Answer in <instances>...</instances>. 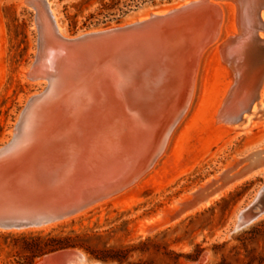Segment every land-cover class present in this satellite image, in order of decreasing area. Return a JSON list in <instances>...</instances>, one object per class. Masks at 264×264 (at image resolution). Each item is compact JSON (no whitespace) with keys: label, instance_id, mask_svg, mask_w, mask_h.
Here are the masks:
<instances>
[{"label":"bare ground","instance_id":"6f19581e","mask_svg":"<svg viewBox=\"0 0 264 264\" xmlns=\"http://www.w3.org/2000/svg\"><path fill=\"white\" fill-rule=\"evenodd\" d=\"M45 1L48 10L41 3L36 9L40 36L36 59L24 69L29 80L46 88L28 97L12 129L11 141L0 151V203L6 198L30 195L39 187L40 181L29 173L35 163L43 169L54 166L67 181L68 191L76 197L114 186H123L120 191H124L135 184L162 155L173 129L188 108L200 54L217 39L223 4L230 5L233 14L231 29L221 41L237 33L236 0H178L160 9H147L123 22L118 26L119 31L106 33L130 31L127 34L107 39L96 36L87 42L70 44L66 43L70 37L49 0ZM239 1L254 6L256 16L249 15L248 10L245 15L258 26L255 33L264 42V0ZM178 7L186 8L171 12ZM210 9L214 14L210 15ZM169 11L173 14H164ZM219 44L215 54L228 79L213 117L221 126L247 135L252 129L250 115H257L259 107H264V79L260 86L256 68L249 72L245 67L248 58L240 46L222 51ZM259 60L264 65V59ZM165 61L173 63V70L162 76L163 72L157 68ZM236 77L244 81L243 88L238 94L233 92L229 108H225ZM97 120L104 127L99 132L104 141L95 156L88 159L87 135ZM262 149L254 148L244 154L250 159L244 165L248 173L186 214L215 203L245 180L264 176ZM238 161L239 158L226 167ZM18 164L14 172L12 167ZM12 171L14 175L5 179ZM17 184L21 186L15 189ZM8 185L14 187L8 189ZM117 194L100 203L116 199ZM189 197L184 195L180 200ZM243 221L238 217V223ZM55 223L31 225L27 229H45Z\"/></svg>","mask_w":264,"mask_h":264},{"label":"rangeland","instance_id":"374dc122","mask_svg":"<svg viewBox=\"0 0 264 264\" xmlns=\"http://www.w3.org/2000/svg\"><path fill=\"white\" fill-rule=\"evenodd\" d=\"M110 1L49 0L70 35L121 24L147 9H160L178 0H113L118 1L113 5ZM223 6L217 39L200 54L188 108L152 168L118 192L116 199L98 202L45 229H1L0 264H264V214L236 227L239 211L255 198L264 176L239 183L193 214L173 217L181 197L250 150L264 148V107L250 115L252 129L247 135L221 126L213 117L228 79L215 54L232 25L230 5ZM33 22L34 11L21 0H0V147L11 139L28 97L43 88L29 80L24 69L35 54ZM259 66L255 57L245 65L249 72ZM101 129L104 127L97 120L87 135L88 159L104 141ZM14 186L7 188L21 185ZM37 236L67 238L75 246L30 258L29 240ZM102 249L122 250L124 260L103 262L90 252Z\"/></svg>","mask_w":264,"mask_h":264},{"label":"water","instance_id":"95a60500","mask_svg":"<svg viewBox=\"0 0 264 264\" xmlns=\"http://www.w3.org/2000/svg\"><path fill=\"white\" fill-rule=\"evenodd\" d=\"M21 1L23 4L34 11L33 23L37 33V38L35 44V54L33 56V61L30 63L31 66L36 59V55L40 45L39 30L36 23V9L37 5H39L40 3L46 7V1ZM235 4L237 33L233 36L227 37L225 41L220 40L219 46L222 51L227 50L232 46H240L246 58L250 59L251 57H255L256 62L260 65L259 68L255 69V73L258 75L257 83H259L261 86L264 79V65H261L259 58L264 59V42H260L261 40L258 39L255 33V29L258 26L255 24V22H251V19L249 17L247 18L245 15V13L248 12L249 15L256 16V12H253L254 6L252 4L250 5L252 9L250 8V6H246L245 3L239 0H236ZM186 7H178L174 10H171V12L174 13L175 11H182L183 8ZM246 10L248 11L246 12ZM209 12L210 15L214 14V10L212 11V9H210ZM173 13H170L169 11L164 14L171 15ZM199 14L200 13H197V15ZM120 25H122V23L105 28H96L82 31L71 35L68 34L70 38L67 39L66 43L80 44L82 42H87V40H91L96 36H99L97 39L102 37L103 39H107L113 36H122L130 32H116V34L114 35L106 34L112 31H119L121 28H119L118 26ZM182 26L180 27L182 28ZM122 27H128V25H124ZM97 29L103 30L97 31ZM172 65L173 63L170 64L168 63V61H165L159 68H157V70L160 69V71L163 72V76L164 72L165 74H168L171 70H173ZM243 82L241 81V78H235L224 103L225 108H227L230 104L233 92H237L238 94V91L243 88ZM43 87L45 86L43 85ZM45 88H43L40 93L43 92ZM11 139L6 144L0 147V151H2L3 148H5L9 144ZM260 151L261 155H264V148ZM249 160V155L240 157L239 161L236 162L233 166L222 169L217 173L216 177H211L208 181H205L202 186L196 187L190 192V197L188 199L183 200L177 204L178 208L173 213V217H179L190 212L201 203L216 195L231 181L248 173L249 169L247 166L244 167V165L247 164ZM41 167L42 166L39 165V163H35L31 166L29 171V173L32 174L33 178H35L37 181H40V183H38L39 187L34 188L32 192L33 194H26L21 196L20 198H6L3 203H0V229H19L20 227L27 228L31 225H46L54 223L56 221H60L67 217H70L78 212H81L98 202L103 201L110 195L119 192L123 188V186H114L108 190L99 189L95 190L91 194L76 197L68 191L69 187L67 181H64L61 173L59 174L54 166H48L46 167V169H43ZM6 169H9V167H7ZM17 169L18 168L14 170ZM262 214H264V185L258 191L255 198L246 207L239 211L238 217H242L244 221L238 223L237 219L236 227H244L253 222Z\"/></svg>","mask_w":264,"mask_h":264},{"label":"trees","instance_id":"16d2710c","mask_svg":"<svg viewBox=\"0 0 264 264\" xmlns=\"http://www.w3.org/2000/svg\"><path fill=\"white\" fill-rule=\"evenodd\" d=\"M118 2V1H117ZM117 2H113V0L110 1V5L116 4ZM106 6L109 4H105ZM123 6H128L127 3H124ZM67 238H55V237H48L46 239L41 238L40 236L37 237H31L30 238V242L28 245L29 247H27L32 255L31 257L34 256H39L45 252L48 251H54L57 249H63L66 247H73L75 246L73 243H70L69 241H67ZM28 241V240H27ZM34 246V247H31ZM33 248V249H32ZM91 254H93V256L103 262H107V261H117L118 263H121L124 260L123 255H125V252L122 250H114V249H102V250H98L97 252L95 251H90ZM35 254V255H34ZM29 258V256H28Z\"/></svg>","mask_w":264,"mask_h":264}]
</instances>
